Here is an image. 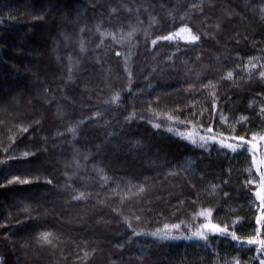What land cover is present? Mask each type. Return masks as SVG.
Wrapping results in <instances>:
<instances>
[{
	"label": "trees",
	"instance_id": "1",
	"mask_svg": "<svg viewBox=\"0 0 264 264\" xmlns=\"http://www.w3.org/2000/svg\"><path fill=\"white\" fill-rule=\"evenodd\" d=\"M262 7L264 0H0L3 264H18L41 231L52 243H37L42 255L30 264H260L264 253L246 243L261 211L252 156L246 145L235 153L211 141L200 147L199 136L210 135L209 124L218 138L264 135ZM185 14L200 41L151 43L176 32ZM189 131L196 144L179 135ZM256 155L264 159V141ZM13 176L29 182L9 183ZM79 192L84 198L72 199ZM188 208L211 209L212 222L240 242L211 232L207 241L133 235L181 221L174 234L190 235L206 219Z\"/></svg>",
	"mask_w": 264,
	"mask_h": 264
},
{
	"label": "snow or ice",
	"instance_id": "2",
	"mask_svg": "<svg viewBox=\"0 0 264 264\" xmlns=\"http://www.w3.org/2000/svg\"><path fill=\"white\" fill-rule=\"evenodd\" d=\"M169 15H171V13H169ZM186 16L187 14H185V16H182L180 18L182 22V26L176 32H169L167 36H158L156 39L152 40L151 43L153 45H156L158 40L171 41L175 39L177 36H180L181 34H186L183 36V38L188 42L189 45H195L198 41L201 40V35L194 32L193 28L189 27L188 23H184ZM261 18L264 19V7L261 8ZM104 34L105 33H102V35ZM116 55L119 57L120 55H122V53L117 52ZM167 58L171 59L172 57L169 56ZM252 59L254 58H251V57L249 58L250 61ZM125 70L128 71L127 68ZM132 75L133 73L131 71H128L129 84H131ZM259 75L261 78H264V71L260 72ZM232 77H233V72L227 71L226 78L231 79ZM194 86L195 85H190V88ZM201 86L204 88L212 87V81L210 80L208 84L201 83ZM212 95L214 98L211 103V109L209 111V115L214 119L215 114L218 113L219 109L216 103V100L218 99V97L216 96L215 93H212ZM160 99L161 98L159 96L155 98L156 101H159ZM119 100H120V93L117 92L112 96L111 102L117 103ZM156 107L159 108L158 103ZM149 111L153 112L154 115H160V113L156 112V110L152 107V102H149ZM202 114L203 113H201V115ZM95 115H98V113H96ZM134 115L135 113L132 114V116ZM164 115H166L168 121H173L177 119V117L173 116L171 113H164ZM190 115L193 118H195L196 112L193 110L190 113ZM261 115L264 116V107L261 108ZM129 118H131V116ZM140 118L143 119L144 117L141 116ZM220 119L226 122L228 118L223 113H220ZM240 121L246 123L247 117L241 116ZM79 123H82V121ZM181 123H184V122L182 121ZM187 123L191 124L192 120H188ZM153 127L159 129L161 127V124L154 123ZM68 130L71 131L73 134H75L76 128L75 126H73V127H70ZM22 131L27 132L28 128L23 127ZM168 131L171 132L172 129L169 128ZM206 131L210 135H200L199 136L200 147H204L205 145L209 143V141H211L212 143H219L222 148L230 149L232 152L235 153L241 150H245L244 146L246 145L247 146L246 150L252 156V163L256 167V171L259 175V189L256 191V196L259 198L261 211H260V214L256 217L257 227L255 228V235L248 236L246 238V243L248 245H256L257 246L256 251L260 253H264V159H260L258 161L257 155H256L257 152L259 151V142L264 141V135H258L256 132H253L252 138L249 140V139H246L245 136H239V135L224 138L223 133H221L220 137L218 138L216 135L211 134L213 132V126L211 124L208 125ZM179 135L182 138L190 140L193 144H196L198 142L196 139V133L192 131H189L187 133H179ZM229 141H235V142L233 143ZM28 155H30V153L25 151L24 156L27 157ZM32 155H34V153H32ZM99 171H103V170L100 169ZM249 171H251V169H249ZM104 179L105 181H107L108 177L105 176ZM13 182L28 183L29 181L21 179L19 176H13L12 179L9 181V183H13ZM47 183L51 184L53 183V181L49 179ZM248 183H255V181L250 180L248 181ZM212 187L213 189H215L216 186L213 185ZM144 190H145L144 186H140L138 189L139 192H143ZM84 195L85 194L83 192H79L77 195L73 196L72 199L80 200L84 198ZM224 195L227 196L228 194L224 193ZM212 214L213 213L211 209H207V210H204L198 213L199 216L205 217L206 222L200 224L198 227L195 228V230H192L191 228H189L190 235H185L183 232H180L179 235L174 234L176 232H179L182 225L184 224L183 221H181L180 223H176V224H164L162 229L158 228L155 231H152L150 233H146L143 231L137 232L136 229L133 228L132 223L129 221L127 217H125V223H127L129 228H133V235H141V234L151 235L159 240L185 239V240L207 241L208 233L211 232V233H218L225 238H227L230 235L232 240L240 242L241 237L237 235L236 231L229 232V228L227 226H221L219 223H213L211 219ZM134 219L136 221H140L141 217L137 215L134 217ZM37 243L51 244L52 243V233L50 231L39 232ZM85 255H87V253ZM0 264H3L2 260H0ZM235 264H241V261H239V259H236ZM260 264H264V259H260Z\"/></svg>",
	"mask_w": 264,
	"mask_h": 264
},
{
	"label": "rangeland",
	"instance_id": "3",
	"mask_svg": "<svg viewBox=\"0 0 264 264\" xmlns=\"http://www.w3.org/2000/svg\"><path fill=\"white\" fill-rule=\"evenodd\" d=\"M184 35H186V34H181L180 36L182 37V36H184ZM113 154H115V153H113ZM259 189V185H258V187H257V189L256 190H258ZM39 203V202H38ZM53 204H57V203H53L52 202V205ZM54 205V206H55ZM204 210H206V209H199L198 210V212H197V210H195V209H190V208H188V209H186L183 213H185L186 215L187 214H194V217H202V216H199L198 215V213H200L201 211H204ZM57 221H59V222H63V220H61L60 218H57ZM88 231H92L90 228L88 229ZM101 231H104L103 229L101 230ZM31 247H27V249L26 248H23V251H20L18 254H17V261L19 262L18 264H30L31 262H33V260H36V259H38L39 258V255H42V249H41V247H39L38 245H37V243L35 242V243H33L30 239L28 240V242H27ZM27 244V245H28ZM18 246H20L19 245V243H18ZM29 250V251H28ZM26 252H28L27 254H26ZM18 259H21V261L20 260H18Z\"/></svg>",
	"mask_w": 264,
	"mask_h": 264
}]
</instances>
